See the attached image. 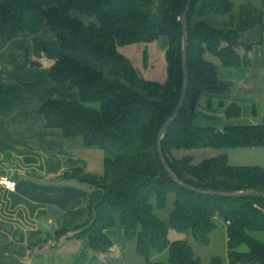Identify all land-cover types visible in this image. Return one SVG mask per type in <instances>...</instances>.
Instances as JSON below:
<instances>
[{
	"label": "trees",
	"instance_id": "16d2710c",
	"mask_svg": "<svg viewBox=\"0 0 264 264\" xmlns=\"http://www.w3.org/2000/svg\"><path fill=\"white\" fill-rule=\"evenodd\" d=\"M187 0H0V34L8 42L24 32L48 29L65 51L87 53L100 65H83L63 55L48 70L53 82L76 89L78 99H48L37 110L47 129L65 138H80L86 148L105 154L101 175L81 169L61 175L63 182L81 181L92 188L85 224L77 237L87 236L96 253L113 246L111 228L123 229L135 241L146 264H203L187 240L168 238L169 230L190 232L195 242L209 246L214 220L226 224L227 256L239 263L264 264V197L207 195L175 183L164 170L157 148L162 124L177 107L182 87L181 16ZM77 10L96 22L85 23ZM264 26V0H193L188 14V76L185 103L162 139L170 168L187 185L202 190L264 192V168L234 166L225 155L193 163L176 158L174 150L195 147L264 146V124L227 125L223 129L195 123L194 110L203 92L222 94L232 83L217 76L223 66L251 63L252 43L246 34ZM168 40L167 77L161 83L141 76L119 47ZM98 103L99 108L93 104ZM227 118L239 117L241 107L226 106ZM174 197L165 219L169 196ZM263 236V237H262ZM247 252H240L241 245ZM167 252V262L153 261ZM212 264H222L214 257Z\"/></svg>",
	"mask_w": 264,
	"mask_h": 264
},
{
	"label": "crops",
	"instance_id": "0c3cea01",
	"mask_svg": "<svg viewBox=\"0 0 264 264\" xmlns=\"http://www.w3.org/2000/svg\"><path fill=\"white\" fill-rule=\"evenodd\" d=\"M245 41L252 43L250 65L226 67L212 58L218 78L231 82L232 88L200 95L194 110L197 125L223 129L264 124V26L249 31ZM167 48L168 40L161 50ZM65 54L100 67L87 53L65 51L48 29L24 32L8 42L0 34V176L17 182L14 191L0 187V264H146L123 229L106 231L113 242L107 253L94 252L87 236H76V229L87 221L92 188L77 180L63 182L61 175L75 169L101 175L105 154L86 149L81 139L47 129L37 113L48 99H78L76 89L53 82L49 75L50 64ZM232 103L241 107V114L229 119L225 109ZM214 224L209 246L216 231L227 244L226 224L220 218ZM238 251L247 252V245ZM221 260L243 264L228 258L227 247Z\"/></svg>",
	"mask_w": 264,
	"mask_h": 264
},
{
	"label": "rangeland",
	"instance_id": "374dc122",
	"mask_svg": "<svg viewBox=\"0 0 264 264\" xmlns=\"http://www.w3.org/2000/svg\"><path fill=\"white\" fill-rule=\"evenodd\" d=\"M235 4H240L244 0H232ZM71 14L78 17L85 23L96 22L95 17H90L77 10H72ZM167 41L165 37H161L158 41L147 44L139 42L131 45L119 47V51L127 56L133 64L137 73L144 78L163 83L167 77V63L165 59V51L161 50L162 43ZM257 57L255 60H258ZM94 107L99 108V104H93ZM81 141L80 138H77ZM87 149V148H86ZM92 152L100 151L98 148H92ZM104 153V152H103ZM173 155L176 158L191 156L194 164H199L206 159L215 158L225 155L229 164L236 166H260L264 168V146H231V147H195L189 149L174 150ZM174 197L169 196V204L166 211L159 214L163 219L167 217V212L172 208ZM218 218V217H217ZM216 219V218H215ZM220 232L216 231L212 234L213 241L209 247L199 246L193 239L190 232H178L176 230H169L168 238L174 240H187L193 247L196 256H199L204 264H210V260L214 256L225 257L226 244L225 239L216 237ZM263 237V236H262ZM264 238V237H263ZM153 261L167 262V252L154 254Z\"/></svg>",
	"mask_w": 264,
	"mask_h": 264
},
{
	"label": "water",
	"instance_id": "95a60500",
	"mask_svg": "<svg viewBox=\"0 0 264 264\" xmlns=\"http://www.w3.org/2000/svg\"><path fill=\"white\" fill-rule=\"evenodd\" d=\"M193 0H187L185 9L181 16V24H182V49H181V60H182V73H183V87L181 91V95L179 98V101L177 103V107L171 117L167 119L161 126L158 135H157V148L159 152V157L162 163V166L164 167V170L169 175V177L178 185L193 190L195 192L201 193V194H207V195H219V196H226V197H242V196H248L251 194H259L264 197V192L258 191L255 189L245 190V191H236V192H225V191H213V190H202V189H196L193 188L183 181H181L176 174L173 172V170L170 168L168 161L163 153L162 150V139L164 135L169 130L172 123L177 119L179 112L181 111L188 92L189 87V76H188V65H187V58H188V39H189V31H188V14L190 10V6Z\"/></svg>",
	"mask_w": 264,
	"mask_h": 264
},
{
	"label": "built area",
	"instance_id": "2783aa9c",
	"mask_svg": "<svg viewBox=\"0 0 264 264\" xmlns=\"http://www.w3.org/2000/svg\"><path fill=\"white\" fill-rule=\"evenodd\" d=\"M0 187H5L8 190L14 191L17 187V182L8 176H0Z\"/></svg>",
	"mask_w": 264,
	"mask_h": 264
}]
</instances>
